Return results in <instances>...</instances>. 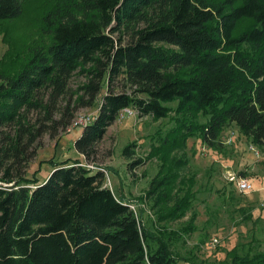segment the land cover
Here are the masks:
<instances>
[{
    "label": "trees",
    "instance_id": "16d2710c",
    "mask_svg": "<svg viewBox=\"0 0 264 264\" xmlns=\"http://www.w3.org/2000/svg\"><path fill=\"white\" fill-rule=\"evenodd\" d=\"M52 1L43 17L49 40L22 52L15 70L0 66V264H178L172 238L194 230L195 213L176 230L162 223L187 215L196 180L179 174L187 161L172 152L193 136L218 149L230 122L264 146V0ZM23 2L0 0V22L20 15ZM245 19L250 25L237 32ZM128 26L132 37L121 44L113 33ZM77 70L88 79L82 104L92 105L104 82L106 90L73 142L87 162L123 108L154 119L172 116L150 153L160 162L145 192L153 229L110 189L100 168L52 161L43 180L38 169L28 178L21 168L30 133L24 113L44 109V98L61 95ZM120 76L134 87L130 93L112 89ZM134 147L127 144L123 155L131 157ZM227 255L225 264H264V249Z\"/></svg>",
    "mask_w": 264,
    "mask_h": 264
},
{
    "label": "rangeland",
    "instance_id": "374dc122",
    "mask_svg": "<svg viewBox=\"0 0 264 264\" xmlns=\"http://www.w3.org/2000/svg\"><path fill=\"white\" fill-rule=\"evenodd\" d=\"M53 6L52 0H24L20 15L0 22V66L3 64L15 70L23 60L22 52L32 45L49 40L43 30V17ZM250 22L248 19L242 20L237 32L249 26ZM141 25L138 23L135 27ZM113 37L125 44L132 37V29L130 26L123 28L113 33ZM87 81L85 71L73 72L61 95L50 101L46 96L44 109L24 113L25 127L30 133L24 139L23 154L26 161L22 162L21 168L28 178L38 169L36 176L39 180L49 174L52 161L67 158L70 162L78 159L93 170L100 168L104 171L105 183L110 189L117 196L121 195L127 203L133 204L136 213L142 211L141 222L153 229L151 221L155 218L154 210L145 192L160 162L150 153L156 143L153 137L157 132L167 131L171 127L172 116L154 119L149 115H121L119 112L97 143L94 161L87 162L73 147L82 127L68 131L77 117L92 118L97 114L106 91L104 82L96 101L92 105L82 104L88 97L84 91ZM112 89L130 93L134 87L120 76L113 82ZM47 109L50 110L48 118ZM205 119L204 116H198V121ZM65 122L66 128H62ZM10 128L16 129L15 126ZM220 141L221 146L214 149L193 136L186 140L183 148L175 149L171 154L187 161L179 169V174H193L196 180L193 186L195 198L187 215L162 223L167 231L176 230L188 220L192 212L195 213L194 230L185 233L181 239L172 238V248L180 257L178 264H192L193 261L197 264H225L229 261L227 253L231 249H235L238 254L264 249V209L257 205L260 193H240L224 177L226 171H232L248 177L256 188L263 185L264 146L252 143L232 122L223 127ZM132 143H135L133 155H123V148ZM136 158L143 162L131 167L129 163ZM228 189H233L230 193L234 198L229 197ZM240 207H247L248 211L242 212ZM213 238L217 239L214 243Z\"/></svg>",
    "mask_w": 264,
    "mask_h": 264
},
{
    "label": "built area",
    "instance_id": "2783aa9c",
    "mask_svg": "<svg viewBox=\"0 0 264 264\" xmlns=\"http://www.w3.org/2000/svg\"><path fill=\"white\" fill-rule=\"evenodd\" d=\"M124 113L132 115V114H136V111L133 108L125 107L120 111L121 115H124ZM90 121H91L90 116H79L72 121L70 127L68 128V131L75 127H84ZM224 177L228 182H231L234 185L235 189L240 193L248 194L251 192H258L262 190L263 195L258 200L257 205L259 208L264 209V185L261 188H256L248 177L236 174L232 171H226ZM128 206L136 213L135 206L133 204L128 203ZM216 241H217L216 238L212 239L213 243Z\"/></svg>",
    "mask_w": 264,
    "mask_h": 264
},
{
    "label": "crops",
    "instance_id": "0c3cea01",
    "mask_svg": "<svg viewBox=\"0 0 264 264\" xmlns=\"http://www.w3.org/2000/svg\"><path fill=\"white\" fill-rule=\"evenodd\" d=\"M77 158H79L80 159V157L78 156ZM264 185V184H263ZM263 185H261L260 187H257V188H261ZM259 193H260V197L263 195V191L262 190H260V191H258ZM260 197H259V199H260Z\"/></svg>",
    "mask_w": 264,
    "mask_h": 264
}]
</instances>
